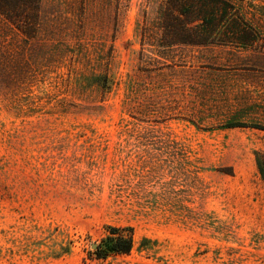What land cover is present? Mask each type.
Returning <instances> with one entry per match:
<instances>
[{"label":"rangeland","instance_id":"rangeland-1","mask_svg":"<svg viewBox=\"0 0 264 264\" xmlns=\"http://www.w3.org/2000/svg\"><path fill=\"white\" fill-rule=\"evenodd\" d=\"M161 2L0 15V264H264V0H233L248 43L158 50Z\"/></svg>","mask_w":264,"mask_h":264},{"label":"trees","instance_id":"trees-1","mask_svg":"<svg viewBox=\"0 0 264 264\" xmlns=\"http://www.w3.org/2000/svg\"><path fill=\"white\" fill-rule=\"evenodd\" d=\"M39 0H0V15L22 32L32 35L37 23ZM156 19V35L146 28L143 42L154 41L158 50L180 45H207L223 43H248L253 40L243 34L249 25L233 0H162ZM6 40L0 34V73H7ZM257 164L264 182V152H257ZM110 233L98 245V254H128L135 245L132 226H111Z\"/></svg>","mask_w":264,"mask_h":264},{"label":"water","instance_id":"water-1","mask_svg":"<svg viewBox=\"0 0 264 264\" xmlns=\"http://www.w3.org/2000/svg\"><path fill=\"white\" fill-rule=\"evenodd\" d=\"M92 246L97 248L98 245L96 243H93Z\"/></svg>","mask_w":264,"mask_h":264}]
</instances>
